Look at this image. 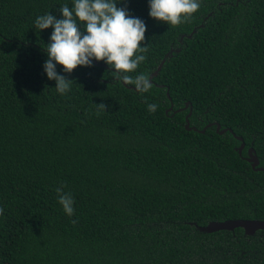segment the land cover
Here are the masks:
<instances>
[{"label": "trees", "instance_id": "obj_1", "mask_svg": "<svg viewBox=\"0 0 264 264\" xmlns=\"http://www.w3.org/2000/svg\"><path fill=\"white\" fill-rule=\"evenodd\" d=\"M148 2L117 7L147 28L133 75L164 59L150 91L93 61L57 66L74 81L62 96L43 70L52 30L34 22L72 0H0V264H264V232L196 228L264 221V171L243 159L252 147L264 166V0H200L177 26Z\"/></svg>", "mask_w": 264, "mask_h": 264}, {"label": "clouds", "instance_id": "obj_2", "mask_svg": "<svg viewBox=\"0 0 264 264\" xmlns=\"http://www.w3.org/2000/svg\"><path fill=\"white\" fill-rule=\"evenodd\" d=\"M122 3L125 0H72L71 8L67 4L60 7L59 18L45 13L35 19L38 34L52 30L43 49L47 57L43 70L46 78L55 82L54 89L58 94L67 95L74 82L64 74L70 75L78 67L90 68L93 61L104 62L113 79L123 86H133L138 93H147L153 87L146 74L133 75L146 60V24L131 16L126 7H117ZM200 6V0H149L148 15L157 22L177 26L190 21ZM57 66L64 74H58ZM95 106L98 113L105 114L106 105ZM157 107L155 103L149 104L147 110L154 113ZM65 187L61 184L55 189L57 202L64 214L72 217L75 201L70 192L64 191Z\"/></svg>", "mask_w": 264, "mask_h": 264}, {"label": "water", "instance_id": "obj_3", "mask_svg": "<svg viewBox=\"0 0 264 264\" xmlns=\"http://www.w3.org/2000/svg\"><path fill=\"white\" fill-rule=\"evenodd\" d=\"M163 63H164V59L160 62L159 66L156 68V70L149 75L150 81L160 71ZM188 104L189 103H186L183 109H185L188 106ZM171 109H172V106L169 109H167V111L171 110ZM189 116H190V112L185 116V122H186L185 128L186 129H189V121H188ZM215 125H216V132H218L219 134H223L226 131H230V133H232V131L228 130V129L220 130V125L218 123H216ZM209 126H211V125L210 124L207 125V127H209ZM207 127H205V129ZM204 130H202V131L204 132ZM232 135L235 137L236 140L241 142L239 148H236L238 154L241 156V152L244 148V143L242 142V138L239 136H236L233 133H232ZM243 159L251 164V167L254 171H264V166L259 167V160H258V158L255 154V151L252 147L247 149L246 157H243ZM196 228L198 229V231L203 232V233H213V232H217V231H221V230L232 231L236 228H241L245 235L251 236V235H254L257 231L264 232V221L243 220V219L226 220V221H222V222H209L205 226H197Z\"/></svg>", "mask_w": 264, "mask_h": 264}, {"label": "flooded vegetation", "instance_id": "obj_4", "mask_svg": "<svg viewBox=\"0 0 264 264\" xmlns=\"http://www.w3.org/2000/svg\"><path fill=\"white\" fill-rule=\"evenodd\" d=\"M240 146V145H239ZM239 146L237 148H239ZM244 147H245V144H244ZM244 149V148H243ZM243 151V150H242ZM247 152V151H246Z\"/></svg>", "mask_w": 264, "mask_h": 264}]
</instances>
